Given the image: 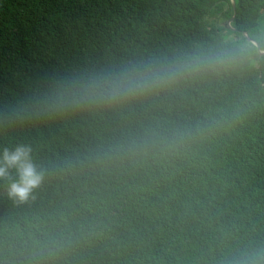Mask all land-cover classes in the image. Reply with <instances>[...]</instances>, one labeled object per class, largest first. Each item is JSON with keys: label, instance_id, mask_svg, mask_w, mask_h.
<instances>
[{"label": "trees", "instance_id": "obj_1", "mask_svg": "<svg viewBox=\"0 0 264 264\" xmlns=\"http://www.w3.org/2000/svg\"><path fill=\"white\" fill-rule=\"evenodd\" d=\"M261 12L264 0H0V101L51 69L198 43L218 25L253 27ZM18 142L32 145L47 174L24 204L0 187V247L11 253L1 264L124 263L134 212L155 224L182 219L195 236L184 257L194 262L227 259L219 255L264 237V213L238 226L236 195L221 187L209 197L211 185L199 187L239 185L264 206V68L119 110L0 129V144Z\"/></svg>", "mask_w": 264, "mask_h": 264}, {"label": "clouds", "instance_id": "obj_2", "mask_svg": "<svg viewBox=\"0 0 264 264\" xmlns=\"http://www.w3.org/2000/svg\"><path fill=\"white\" fill-rule=\"evenodd\" d=\"M260 68H264V12L253 27L241 25L232 30L218 25L213 35L198 43L51 69L25 90L0 101V129H15L79 112L119 110L192 81ZM135 147L128 145L129 149ZM46 174L47 168L34 160L31 144H0V187L14 204L34 199ZM213 182L209 179L199 186L211 185L209 197L221 187L236 195L233 223L248 226L264 213L257 192L240 190L239 185L226 182L216 186ZM191 206L197 211L195 205ZM116 210L111 205L108 217ZM123 232L127 238L123 255L127 259L120 264H264V237L239 244L232 255L230 250L219 255L228 257L224 260L213 256L194 262L191 256L184 257L192 249L195 236H189L185 222L176 217L170 223L155 224L138 218L134 212ZM209 245L214 251L213 237ZM8 254L11 253L0 247V264ZM41 261L30 260L28 264ZM26 262L22 260L21 264Z\"/></svg>", "mask_w": 264, "mask_h": 264}, {"label": "water", "instance_id": "obj_3", "mask_svg": "<svg viewBox=\"0 0 264 264\" xmlns=\"http://www.w3.org/2000/svg\"><path fill=\"white\" fill-rule=\"evenodd\" d=\"M231 1V4L233 5L234 4V0H230ZM232 19V18H231Z\"/></svg>", "mask_w": 264, "mask_h": 264}, {"label": "rangeland", "instance_id": "obj_4", "mask_svg": "<svg viewBox=\"0 0 264 264\" xmlns=\"http://www.w3.org/2000/svg\"><path fill=\"white\" fill-rule=\"evenodd\" d=\"M176 48V47H175Z\"/></svg>", "mask_w": 264, "mask_h": 264}]
</instances>
